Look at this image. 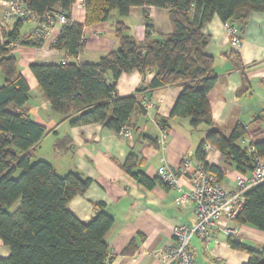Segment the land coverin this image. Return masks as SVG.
Returning a JSON list of instances; mask_svg holds the SVG:
<instances>
[{"label": "trees", "instance_id": "1", "mask_svg": "<svg viewBox=\"0 0 264 264\" xmlns=\"http://www.w3.org/2000/svg\"><path fill=\"white\" fill-rule=\"evenodd\" d=\"M28 1L38 19L53 7H60L70 18V8L76 2ZM134 6L166 9L171 30L153 38L152 25L146 23L144 37L137 41L127 32L129 26L122 19L115 20L112 27L116 46L96 63H77L76 56L84 48L83 27L108 20L112 12L120 18L127 17ZM83 7L84 23L71 21L62 26L60 35L50 44V48L65 51L73 59L29 66L53 113L61 119L74 113L69 120L71 126L99 123L119 133L129 126L133 113L145 114L139 93L180 84L182 90L168 118L159 120L161 128L167 131L168 121L176 118H189L194 130L207 126L195 154L207 171L221 177L219 168L205 164L204 144L219 150L224 161L238 171L245 174L252 170L254 154L264 156V142L252 143L255 152L249 153L238 143L244 133L242 125L237 124L226 135L213 123L207 93L218 78L213 74L212 56L204 52L210 38L202 30L214 16L244 27L251 13H264V0H83ZM15 22L10 33L0 34V241L9 250L6 257H0V264H109L104 237L113 218L101 204L95 205V214L87 223L67 209L69 201L85 193L91 180L78 171L59 176L48 162L32 159V151L46 129L30 118L26 108L29 87L10 51V45L19 37L21 22ZM18 41L32 47L42 43L24 38ZM134 71L142 76L153 71L154 76L148 83L143 81L133 94L117 96L119 76ZM241 84L239 93L247 89L245 80ZM148 141L157 146L155 140ZM67 142L61 140L55 147L65 149ZM139 162L129 153L121 168L147 188L157 183L166 186L138 170ZM234 221L264 230V182L246 193ZM228 245L247 254L244 264H264V246L247 248L231 236Z\"/></svg>", "mask_w": 264, "mask_h": 264}, {"label": "crops", "instance_id": "2", "mask_svg": "<svg viewBox=\"0 0 264 264\" xmlns=\"http://www.w3.org/2000/svg\"><path fill=\"white\" fill-rule=\"evenodd\" d=\"M70 18L76 23H84L83 0H76L71 6ZM119 19L129 26L127 32L137 41L143 39L146 23L152 25L153 38L172 28L163 8L134 6L124 18L112 12L108 20L83 27L84 48L76 57L77 63H96L116 46L112 22ZM15 23L6 22L4 32L10 33ZM24 24L28 28L22 32ZM233 25L237 27L239 45L231 44V35L217 16L202 30L210 38L204 52L212 56L213 74L218 78L207 93L211 117L226 135L240 124L247 127L252 143H261L264 142V13H251L244 27L236 23ZM35 30V22H21L18 40ZM60 32L59 24L52 26L40 47L21 45L18 40L10 45V51L16 56L20 73L29 87L26 103L29 116L46 129L32 151V159L48 162L59 176L78 171L91 180L85 193L69 201L67 209L79 221L87 223L95 214V205L101 204L113 218V225L104 237L109 247V264H159L153 252L170 244L173 227L195 221L192 202L187 198L181 199V192L190 189L188 177H180L181 192L159 183L147 188L126 174L121 166L132 153L140 159L138 170L149 178H157V167L162 164L175 171L184 157L195 164L198 162L196 151L209 127L194 130L189 118H176L167 123L165 150L162 151L158 144L149 143L148 139L157 142L160 138L159 120L168 118L182 90L180 84L158 88L147 94L150 105L145 114L133 113L130 117L127 126L131 130L130 137H122L99 123L71 126L69 120L75 114L61 119L53 113L29 68L33 63L57 64L63 59H73L65 51L50 48ZM153 76V71H147L145 76L137 71L121 74L117 80V96L133 94L143 81L148 83ZM243 80L247 89L239 93ZM137 96L141 98L142 94ZM64 139L68 141L67 148L58 150L56 143ZM206 145L202 147L204 162L207 166L219 168L221 177L208 172L223 187L232 188L238 175L248 174L226 163L219 150L213 147L206 149ZM221 220L222 228L225 226L237 231V239L245 247L256 249L264 246V230ZM190 250L196 264H244L248 258L245 252L228 245V236L222 229L213 231L207 246L192 238ZM8 253V248L0 241V257H6Z\"/></svg>", "mask_w": 264, "mask_h": 264}, {"label": "built area", "instance_id": "3", "mask_svg": "<svg viewBox=\"0 0 264 264\" xmlns=\"http://www.w3.org/2000/svg\"><path fill=\"white\" fill-rule=\"evenodd\" d=\"M28 0H0V34L4 32V24L19 20L21 22H35L36 30L25 36V40H43L56 24L61 27L71 22V18L60 7H53L43 13L38 19L37 15L28 6ZM224 27L231 35V44L239 45L240 40L236 36L237 27L230 22H223ZM77 57V56H76ZM65 63L66 60H61ZM140 104L146 111L150 105L147 94L139 98ZM244 133L239 142L247 152L254 153L252 135ZM122 137H130L131 130L123 127L119 131ZM167 133L161 128V135L157 141L158 147L163 151L166 148ZM205 148H211L206 145ZM254 165L247 175H238L234 186L230 189L223 187L215 177L209 173L200 162L192 163L190 158L184 157L177 170L171 169L167 164L157 167V178L166 186L181 192L180 177L187 176L190 189L181 192V199H189L193 204L195 221L193 224H177L171 231L170 244L153 252V256L159 264H196L190 250L192 238H197L205 246L211 241L212 233L216 229H222L227 235L235 239L238 233L229 227L222 228V218L226 222H234L237 214L245 203V195L252 188L264 182V156L254 154ZM239 240V239H237Z\"/></svg>", "mask_w": 264, "mask_h": 264}, {"label": "rangeland", "instance_id": "4", "mask_svg": "<svg viewBox=\"0 0 264 264\" xmlns=\"http://www.w3.org/2000/svg\"><path fill=\"white\" fill-rule=\"evenodd\" d=\"M27 28H28V26H27L26 24H24L23 27H22V29H21V31L23 32V31H25ZM2 81H3V77H2V75H1V73H0V84L2 83ZM18 174H19V173H18ZM18 174H16V176H17ZM15 206H16V205H14L13 207H11L10 210L14 209Z\"/></svg>", "mask_w": 264, "mask_h": 264}, {"label": "bare ground", "instance_id": "5", "mask_svg": "<svg viewBox=\"0 0 264 264\" xmlns=\"http://www.w3.org/2000/svg\"><path fill=\"white\" fill-rule=\"evenodd\" d=\"M119 134V133H118Z\"/></svg>", "mask_w": 264, "mask_h": 264}]
</instances>
